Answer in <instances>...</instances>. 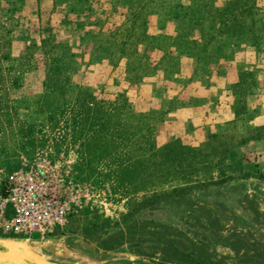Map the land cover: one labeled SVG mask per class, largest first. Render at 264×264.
I'll return each mask as SVG.
<instances>
[{
	"label": "rangeland",
	"instance_id": "1",
	"mask_svg": "<svg viewBox=\"0 0 264 264\" xmlns=\"http://www.w3.org/2000/svg\"><path fill=\"white\" fill-rule=\"evenodd\" d=\"M130 13L134 22L125 19ZM132 23L146 40L122 58L106 34L115 27L128 31ZM42 39L47 64L67 76L69 102L78 90L117 98L148 123H48ZM27 50L33 68L18 74L15 66ZM260 124L264 0H0V189L12 172L46 161L64 170L81 200L47 237L27 235L37 244L0 231V264H156L148 255H160L156 237L165 231L158 225L203 239L210 258L225 264H264L260 140L247 139L222 173L213 172L220 182L190 190L192 205L202 211L145 206L149 190L173 182L147 186L140 150L146 137L157 145L171 138L197 145L210 131L228 126L245 135ZM130 141L136 144L131 156ZM154 227L158 235L151 238Z\"/></svg>",
	"mask_w": 264,
	"mask_h": 264
},
{
	"label": "trees",
	"instance_id": "2",
	"mask_svg": "<svg viewBox=\"0 0 264 264\" xmlns=\"http://www.w3.org/2000/svg\"><path fill=\"white\" fill-rule=\"evenodd\" d=\"M128 17L129 19L125 18L127 21H135L132 18L134 13H130ZM106 35L115 43L114 50L122 58L132 56L136 53L137 45L143 44L146 40L144 29L135 27L134 23L128 31L122 30L121 27H115L109 30ZM158 47L161 48L159 45ZM28 49L31 50L30 46ZM40 49L42 55L45 56L44 86L48 91L43 95L46 100L43 99V102L47 110L48 123H115L116 127L119 123H148L145 115L126 109V105L122 101L119 102L117 98L114 101L98 99L93 94L78 90L74 94L72 102H69L65 98L67 76L63 75L51 61L47 64L49 46L44 42V39L41 40ZM31 56L32 52L27 50L19 58L15 66L18 74L24 72L25 69L28 72L33 68L29 61ZM50 98L52 100L48 101ZM241 110L242 113L245 112L244 105ZM237 114L236 111H233V120L238 118ZM15 120V123H21L20 118L16 117ZM227 123H232V120ZM127 127L132 135L134 126L129 124ZM247 139L260 140L264 147V124L247 128L245 135L230 132L228 126L224 130L216 129L210 131L205 139L197 145L184 144L176 138L157 145L146 137L140 146V150L145 153L142 164V168L145 170L144 183L147 186L154 185L156 181L173 183L169 185L168 189L157 191L153 188L149 190V195L144 197L143 204L150 210L156 209L162 203H170L174 207L183 204L194 210L202 211L204 209L202 206L192 205L188 196L190 190L194 187L220 182L222 177L214 179L213 172L222 173V165L226 159L234 157V150ZM128 148L131 156L136 149V144L130 141ZM127 164V168H132V157L128 159ZM214 220L216 221V219ZM194 225L204 229V225L200 221H196ZM158 227L165 231L162 236L156 237L155 246L160 250V255L159 257L148 255L149 258L155 260L156 264H225L219 259L210 258L203 248V239L198 238L193 241L170 225H158ZM158 227L148 230L151 238L158 232ZM121 237L122 233L120 232L113 240L117 242ZM144 238L150 240L147 235Z\"/></svg>",
	"mask_w": 264,
	"mask_h": 264
},
{
	"label": "built area",
	"instance_id": "3",
	"mask_svg": "<svg viewBox=\"0 0 264 264\" xmlns=\"http://www.w3.org/2000/svg\"><path fill=\"white\" fill-rule=\"evenodd\" d=\"M81 204L78 189L60 167L42 161L12 172L0 189V231L16 239H43Z\"/></svg>",
	"mask_w": 264,
	"mask_h": 264
},
{
	"label": "water",
	"instance_id": "4",
	"mask_svg": "<svg viewBox=\"0 0 264 264\" xmlns=\"http://www.w3.org/2000/svg\"><path fill=\"white\" fill-rule=\"evenodd\" d=\"M1 239V238H0ZM6 239V238H5ZM9 239V238H8ZM15 240H17L16 238H14ZM20 240H23V239H20ZM23 241H25L26 242V240H23ZM28 241V240H27ZM28 242H30V243H33V244H37V242H35V241H33V240H31V241H28ZM43 242H46V240L45 241H43ZM42 243V242H41Z\"/></svg>",
	"mask_w": 264,
	"mask_h": 264
},
{
	"label": "crops",
	"instance_id": "5",
	"mask_svg": "<svg viewBox=\"0 0 264 264\" xmlns=\"http://www.w3.org/2000/svg\"><path fill=\"white\" fill-rule=\"evenodd\" d=\"M248 144H251V143H248ZM248 144H247L245 147H247V148H248V147H249V145H248Z\"/></svg>",
	"mask_w": 264,
	"mask_h": 264
}]
</instances>
